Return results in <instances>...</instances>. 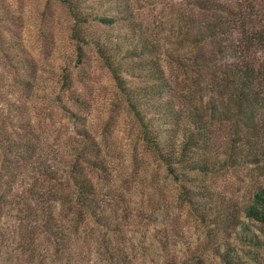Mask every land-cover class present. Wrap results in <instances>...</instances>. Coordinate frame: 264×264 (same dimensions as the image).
Here are the masks:
<instances>
[{
  "label": "trees",
  "instance_id": "trees-1",
  "mask_svg": "<svg viewBox=\"0 0 264 264\" xmlns=\"http://www.w3.org/2000/svg\"><path fill=\"white\" fill-rule=\"evenodd\" d=\"M58 1L70 14L71 37L93 47L108 68L168 173L188 180L189 171L264 159V0H175L171 24L156 32L130 17L127 0ZM12 17L0 0V21ZM90 22L100 28H87ZM119 23L124 31L114 29ZM0 59L11 85L6 92L0 84V219L15 222L23 252L33 256L39 245H49L53 264H81L69 249L84 242L87 224L105 223L107 196L113 197L91 174L103 160L77 146L60 167L42 126L14 91L31 83L35 62L16 37L1 32ZM123 72L143 80L128 83ZM66 76L60 84L68 88ZM225 122L233 129L220 139L217 129ZM239 210L264 224V181ZM63 248L61 261L56 254ZM217 251L222 264H238L227 247ZM181 264L205 262L191 255Z\"/></svg>",
  "mask_w": 264,
  "mask_h": 264
},
{
  "label": "rangeland",
  "instance_id": "rangeland-1",
  "mask_svg": "<svg viewBox=\"0 0 264 264\" xmlns=\"http://www.w3.org/2000/svg\"><path fill=\"white\" fill-rule=\"evenodd\" d=\"M127 1L130 17L151 32L171 24L169 4L175 0ZM1 3L14 16L8 23L0 21L2 36L16 37L36 65L27 88L18 85L14 91L42 126L48 153L56 154L60 167L77 146L103 160L104 167L91 174L113 197L107 196L105 223L87 224L84 242L70 247L74 259L81 264H181L197 255L205 264H222L217 250L227 247L238 264H264V224L239 210L264 181V159L189 171L188 180L172 176L143 140L138 122L93 47L71 37V17L64 4ZM89 27L99 26L90 22ZM114 29L125 30L121 23ZM17 73L24 75L19 69ZM8 74L0 65V84L6 92L11 86ZM61 74L71 79L68 88L60 84ZM132 74L121 76L128 83L143 80ZM232 129L230 122L220 124V139ZM15 226L8 217L0 219V264H53L52 246L39 245L33 256L29 249L22 251L24 241L16 239ZM61 250L56 255L63 261L66 249Z\"/></svg>",
  "mask_w": 264,
  "mask_h": 264
}]
</instances>
